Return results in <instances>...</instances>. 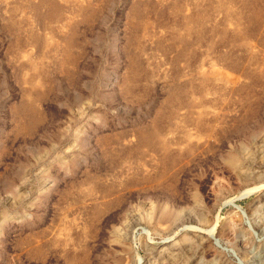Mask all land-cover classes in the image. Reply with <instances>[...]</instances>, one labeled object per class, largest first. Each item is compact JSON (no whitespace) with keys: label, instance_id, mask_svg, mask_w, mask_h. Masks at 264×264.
<instances>
[{"label":"rangeland","instance_id":"374dc122","mask_svg":"<svg viewBox=\"0 0 264 264\" xmlns=\"http://www.w3.org/2000/svg\"><path fill=\"white\" fill-rule=\"evenodd\" d=\"M0 264H264V0H0Z\"/></svg>","mask_w":264,"mask_h":264},{"label":"water","instance_id":"95a60500","mask_svg":"<svg viewBox=\"0 0 264 264\" xmlns=\"http://www.w3.org/2000/svg\"><path fill=\"white\" fill-rule=\"evenodd\" d=\"M235 208H237V209H239L240 210V208L238 207V206H236L235 204H232ZM242 214L243 215H245L243 212H242ZM217 243V246H219L220 247V245L218 244V241L216 242ZM233 255H234V253H233ZM235 256V255H234Z\"/></svg>","mask_w":264,"mask_h":264},{"label":"bare ground","instance_id":"6f19581e","mask_svg":"<svg viewBox=\"0 0 264 264\" xmlns=\"http://www.w3.org/2000/svg\"><path fill=\"white\" fill-rule=\"evenodd\" d=\"M213 231H214V227L213 228H211V231L209 232L210 234H212L213 233Z\"/></svg>","mask_w":264,"mask_h":264}]
</instances>
